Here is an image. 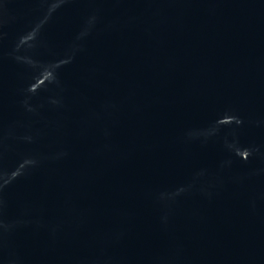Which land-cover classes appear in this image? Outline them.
I'll list each match as a JSON object with an SVG mask.
<instances>
[{
  "label": "water",
  "instance_id": "95a60500",
  "mask_svg": "<svg viewBox=\"0 0 264 264\" xmlns=\"http://www.w3.org/2000/svg\"><path fill=\"white\" fill-rule=\"evenodd\" d=\"M0 264H264V0H0Z\"/></svg>",
  "mask_w": 264,
  "mask_h": 264
}]
</instances>
